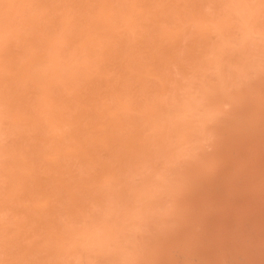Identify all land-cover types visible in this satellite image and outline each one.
I'll use <instances>...</instances> for the list:
<instances>
[{
	"label": "rangeland",
	"instance_id": "374dc122",
	"mask_svg": "<svg viewBox=\"0 0 264 264\" xmlns=\"http://www.w3.org/2000/svg\"><path fill=\"white\" fill-rule=\"evenodd\" d=\"M0 264H264V0H0Z\"/></svg>",
	"mask_w": 264,
	"mask_h": 264
}]
</instances>
